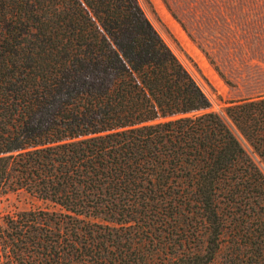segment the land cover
<instances>
[{"label": "trees", "instance_id": "obj_1", "mask_svg": "<svg viewBox=\"0 0 264 264\" xmlns=\"http://www.w3.org/2000/svg\"><path fill=\"white\" fill-rule=\"evenodd\" d=\"M264 165V97L224 108ZM0 264H264V175L137 0H0Z\"/></svg>", "mask_w": 264, "mask_h": 264}, {"label": "rangeland", "instance_id": "obj_2", "mask_svg": "<svg viewBox=\"0 0 264 264\" xmlns=\"http://www.w3.org/2000/svg\"><path fill=\"white\" fill-rule=\"evenodd\" d=\"M162 41L199 85L215 113L264 175L262 161L224 108L264 97V0H137ZM24 193L0 198V216L41 209Z\"/></svg>", "mask_w": 264, "mask_h": 264}]
</instances>
